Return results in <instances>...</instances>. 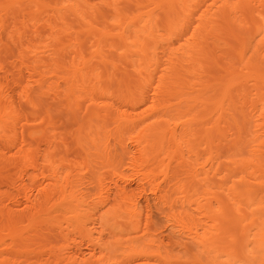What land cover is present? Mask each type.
<instances>
[{"label":"bare ground","instance_id":"bare-ground-1","mask_svg":"<svg viewBox=\"0 0 264 264\" xmlns=\"http://www.w3.org/2000/svg\"><path fill=\"white\" fill-rule=\"evenodd\" d=\"M0 54V264H264V0H1Z\"/></svg>","mask_w":264,"mask_h":264},{"label":"rangeland","instance_id":"rangeland-1","mask_svg":"<svg viewBox=\"0 0 264 264\" xmlns=\"http://www.w3.org/2000/svg\"><path fill=\"white\" fill-rule=\"evenodd\" d=\"M1 1V0H0ZM15 60L13 57H9L6 56L5 54H0V63L4 64L5 67H7L8 69L11 68L12 66H10V63ZM12 73L17 74L16 69H11ZM6 82V81H5ZM7 83V82H6ZM67 156L71 159H75L76 156L73 154H67ZM78 159V158H77ZM96 161H93V164H95ZM99 164V162H98ZM100 166H102V164H100ZM153 218H154V223L156 224V227L159 229V231H162V227L164 226V214H161L159 212V210H157L156 208H154V212H153ZM168 232H164V235H167Z\"/></svg>","mask_w":264,"mask_h":264}]
</instances>
